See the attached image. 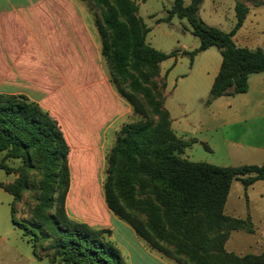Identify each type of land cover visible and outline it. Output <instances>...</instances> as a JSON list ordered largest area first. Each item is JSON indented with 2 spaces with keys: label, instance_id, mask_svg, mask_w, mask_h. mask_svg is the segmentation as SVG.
<instances>
[{
  "label": "trees",
  "instance_id": "obj_1",
  "mask_svg": "<svg viewBox=\"0 0 264 264\" xmlns=\"http://www.w3.org/2000/svg\"><path fill=\"white\" fill-rule=\"evenodd\" d=\"M81 1L98 11L93 24L110 85L141 117L121 126L107 154L103 181L107 208L148 246L177 264H264V250L242 255L226 250L231 231L251 233L253 228L249 217L224 212L232 181L238 179L247 188L264 180V164L218 166L183 157L193 141L178 137L171 128L164 106L166 82L159 67L178 50L166 53L146 42L148 28L134 0ZM201 1L173 0L163 20L186 19L198 38V47L181 55L193 60L211 46L218 48L221 64L206 99L210 103L246 92L248 75L264 71V52L239 47L233 40L249 4L236 1L235 25L224 31L199 17ZM69 154L61 125L47 109L24 93L0 92V168L18 173L14 182H0V188L13 196V203L19 202L29 190V172H38L30 219L16 221L11 206L12 222L37 258L42 260L40 250L47 249L51 253L46 264H127L110 240L109 228L68 215ZM8 159L20 164L12 167Z\"/></svg>",
  "mask_w": 264,
  "mask_h": 264
},
{
  "label": "rangeland",
  "instance_id": "obj_2",
  "mask_svg": "<svg viewBox=\"0 0 264 264\" xmlns=\"http://www.w3.org/2000/svg\"><path fill=\"white\" fill-rule=\"evenodd\" d=\"M134 1L138 5V15L148 28L146 42L150 46L163 52H170L182 50L183 45L191 51L195 44L196 47L199 45V40L191 33L186 19L174 16L169 21L163 20L173 0ZM236 1L252 5H256L258 2L264 3V0ZM189 2L190 0H184L185 4H189ZM233 3L234 0H202L198 15L208 25L225 27L232 18ZM80 4L85 8L83 20L90 28L93 44L98 54L92 58L94 64L88 59L87 75L85 76L93 78L96 70L97 80L101 78L102 81H106L107 70L100 55V38L93 24L98 11L92 9L86 1H80ZM22 51L19 69L22 70L20 78L23 91L38 100L43 96L39 87L51 81L53 75L56 79V87L63 80L59 79L60 75L52 70L51 66L49 68L46 53L42 48L33 44L32 48ZM219 59H221V55L218 48L212 46L198 53L193 60L187 55L177 54L175 57L163 61L161 72L164 76L166 75L167 82L164 106L169 111L175 133L179 137L193 140L183 157L218 166L244 165L240 163V159L232 158L230 140L236 134L242 133L240 131L243 127L253 129L252 126L248 124L243 126L240 121L243 119L242 114L239 117L230 114L231 111L237 109V106L232 103L228 107L224 101L231 98L223 96L222 98L218 97L219 99L213 104L206 103L209 87L203 78L207 77V70H210V67L219 63ZM56 66H59L63 72L62 65L57 61ZM69 67L72 73L71 75L66 73L65 77L67 76L72 81L78 76L79 61L71 59ZM81 84L78 79V82L62 86L63 88L61 87L57 92L52 91L47 104L55 103L57 105L54 107L49 105L48 108L42 104L41 106L49 110L60 125L65 124L68 129L69 124L72 123L70 116H73L70 112L73 111L75 122L79 123L84 131L88 126L93 130L95 128L94 121L86 117L85 113L86 107H90L93 101L86 99ZM73 88L77 89L73 90ZM64 103L67 104V108ZM95 106H92L91 110H95ZM103 110L105 112V109ZM113 111V109L107 110V115L112 114ZM140 119V115L132 110L129 115L118 120L110 119L103 123L99 132L102 137V156L98 150L90 152L84 149L74 153L71 164V188L68 203L66 200V210L71 218L87 222L97 228L112 229L110 240L120 250L127 264H177L148 246L143 239L135 234L129 224L107 208L104 201L103 181L107 166L106 157L114 145L116 133L124 123ZM86 121L90 122L87 126L85 125ZM240 137L244 140L242 135ZM6 163L15 168L20 164L17 159H8ZM17 177L18 173L8 174L0 168V182L9 184L14 182ZM38 182V172L30 171L29 190L23 192L21 200L15 203H13V196L0 188V264H46L51 251L40 250V255L44 258L38 259L31 244L23 236L22 230L13 224L11 216L13 204L16 221L30 219L31 209L36 202L38 193ZM225 213L237 218L249 217L253 228L251 233L245 229L231 231L225 244L226 250L239 255L260 253L264 249V180H256L245 188L240 180L234 179L225 203Z\"/></svg>",
  "mask_w": 264,
  "mask_h": 264
},
{
  "label": "crops",
  "instance_id": "obj_3",
  "mask_svg": "<svg viewBox=\"0 0 264 264\" xmlns=\"http://www.w3.org/2000/svg\"><path fill=\"white\" fill-rule=\"evenodd\" d=\"M80 1L81 0H0V92L26 94L21 84L20 75L22 70H20L21 68L19 69V63L22 60V50L26 51L32 48L33 44H36L46 53L45 56L47 57L49 68L51 66V69L60 75L59 79H62L63 82H60V85L56 87V79L53 75L51 81L39 87L42 92L40 93L43 94L41 98L35 100L29 93L26 95L40 105H44L46 108H48L49 105L54 107L57 104H47L51 92H57L62 86L64 87L71 83L78 82L79 79V82L81 81L82 83L81 89L84 90L86 94V99L93 101L90 107H86L87 110L85 111L87 114L86 117L94 121L95 128L93 130L88 126L84 131L79 123L75 122L73 111H68L74 116H70L72 123L69 124V129L65 127V124L61 125L66 141L70 147V173L72 157L76 151L87 149L92 152L98 150L102 156V137L99 132L102 129L103 123H106V121L110 119H114V121L118 120L132 112L131 106L114 91L108 78L106 81H102L101 78L97 80L96 70L93 78H87L85 76L87 75L86 65L88 59L94 64L92 58L98 54L93 44L90 28L86 26L83 20L85 8L80 4ZM235 3L236 0H234L233 8ZM235 22L236 15L234 10L230 23L225 27L218 26V28L224 31H230L235 25ZM233 40L239 47L249 49L261 48L264 52V3L258 5L249 4L248 13L241 26L233 35ZM186 47L187 46L183 45L182 50H178L177 54L180 55L183 50L189 51ZM193 47L196 48V44ZM71 59L79 61V67L77 68L78 76L72 81H70L67 76L65 77L66 73L68 75L72 73L69 67ZM56 61L62 65L63 72L59 69V66H56ZM162 62L159 65L160 75L165 77L166 82V75L164 76L161 72ZM220 64L221 59H219L218 64L212 68L210 67V70H207V77L203 78L209 90L219 71ZM247 83L248 89L246 92L224 95L231 98L224 101L228 107H230L232 103L237 106V109L231 111L230 114L235 117H239L242 114L243 119L240 121H242L243 126L248 124L253 128L247 129L243 127L240 131L242 133L236 134L230 140V144H232L230 154L232 158L240 159L239 161L242 164L263 165L264 71L249 74ZM76 89L77 88H73V90ZM222 97L223 96L219 98ZM219 98L212 100L210 103L213 104V102L217 101ZM236 98L238 99L235 100ZM64 105L67 108V104L64 103ZM92 106H95L94 109H96L91 110ZM103 109H105L106 113ZM112 109L114 110L112 114L107 115V110ZM170 121L171 128L174 131L171 117ZM89 124L90 122L86 121L85 125L87 126ZM240 135L244 137V140ZM186 149L187 147L183 154H186ZM69 193L70 189L66 199L67 203ZM110 230L112 231V229Z\"/></svg>",
  "mask_w": 264,
  "mask_h": 264
}]
</instances>
